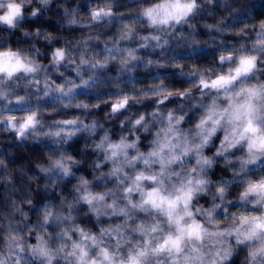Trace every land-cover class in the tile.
<instances>
[{"label": "clouds", "instance_id": "1", "mask_svg": "<svg viewBox=\"0 0 264 264\" xmlns=\"http://www.w3.org/2000/svg\"><path fill=\"white\" fill-rule=\"evenodd\" d=\"M0 264H264V0H0Z\"/></svg>", "mask_w": 264, "mask_h": 264}]
</instances>
